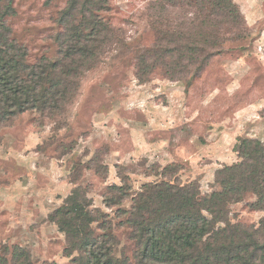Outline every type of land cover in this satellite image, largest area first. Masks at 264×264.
Instances as JSON below:
<instances>
[{
  "label": "rangeland",
  "instance_id": "1",
  "mask_svg": "<svg viewBox=\"0 0 264 264\" xmlns=\"http://www.w3.org/2000/svg\"><path fill=\"white\" fill-rule=\"evenodd\" d=\"M156 2L109 0L116 42L102 63L82 72L62 113L0 120V264H77L78 253L65 251L66 234L50 218L76 188L91 203L97 236L99 211L116 223L118 208H130L133 196L170 169L209 193L220 188L217 170L247 155L237 148L240 138L264 140V0H234L244 17L242 36L227 31L223 51L196 75L172 78L159 64L142 81L140 58L157 37ZM67 3L13 0L7 21L30 62L56 56V16ZM113 184L127 195L108 206ZM254 199L232 205L231 222L263 218L264 211L249 207ZM114 230L120 254L133 255L128 229ZM19 248L28 261L16 256Z\"/></svg>",
  "mask_w": 264,
  "mask_h": 264
},
{
  "label": "trees",
  "instance_id": "2",
  "mask_svg": "<svg viewBox=\"0 0 264 264\" xmlns=\"http://www.w3.org/2000/svg\"><path fill=\"white\" fill-rule=\"evenodd\" d=\"M109 11V0H68L56 16L62 27L55 35L56 56L30 62L27 46L13 36L7 21L15 13L13 0H0V120L26 111L62 113L82 72L102 63L116 40ZM154 11L157 37L140 58L142 81L159 64L172 78L196 75L223 51L227 31L241 37L245 29L234 0H157ZM237 148L247 155L217 170L219 189L204 193L198 181L182 182L170 169L133 196L130 208H118L116 223L99 211L103 234L97 236L91 203L81 187L74 189L50 217L66 234L65 251L78 253L77 264H264V217L250 224L230 218L231 206L248 195L255 198L250 209L264 211V140L240 138ZM122 187H108V206L124 200ZM121 226L129 231L133 255L120 254L117 247L114 228ZM16 256L30 258L21 248Z\"/></svg>",
  "mask_w": 264,
  "mask_h": 264
}]
</instances>
